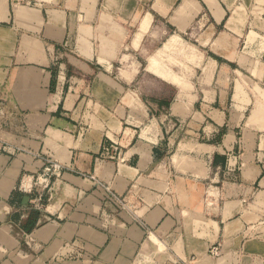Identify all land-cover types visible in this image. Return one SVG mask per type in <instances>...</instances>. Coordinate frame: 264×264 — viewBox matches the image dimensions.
<instances>
[{
	"label": "crops",
	"instance_id": "obj_1",
	"mask_svg": "<svg viewBox=\"0 0 264 264\" xmlns=\"http://www.w3.org/2000/svg\"><path fill=\"white\" fill-rule=\"evenodd\" d=\"M0 264H264V0H0Z\"/></svg>",
	"mask_w": 264,
	"mask_h": 264
},
{
	"label": "built area",
	"instance_id": "obj_2",
	"mask_svg": "<svg viewBox=\"0 0 264 264\" xmlns=\"http://www.w3.org/2000/svg\"><path fill=\"white\" fill-rule=\"evenodd\" d=\"M105 152H107V149H105ZM62 168V166L54 161L46 160V164L44 165L40 175L42 177V180H36L34 182V195L31 199V208L35 210H39L45 200V189L48 186L49 180L55 175L57 171H59ZM218 252L217 247H211L209 249V253L214 255Z\"/></svg>",
	"mask_w": 264,
	"mask_h": 264
},
{
	"label": "rangeland",
	"instance_id": "obj_3",
	"mask_svg": "<svg viewBox=\"0 0 264 264\" xmlns=\"http://www.w3.org/2000/svg\"><path fill=\"white\" fill-rule=\"evenodd\" d=\"M164 63H168V67H175L173 68L175 71H177L179 76H188L190 75V72H192V69H189L185 62L192 60V54L188 51L186 44L184 42H178L176 50L171 54H163Z\"/></svg>",
	"mask_w": 264,
	"mask_h": 264
},
{
	"label": "trees",
	"instance_id": "obj_4",
	"mask_svg": "<svg viewBox=\"0 0 264 264\" xmlns=\"http://www.w3.org/2000/svg\"><path fill=\"white\" fill-rule=\"evenodd\" d=\"M36 213V212H35Z\"/></svg>",
	"mask_w": 264,
	"mask_h": 264
}]
</instances>
